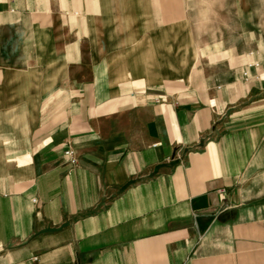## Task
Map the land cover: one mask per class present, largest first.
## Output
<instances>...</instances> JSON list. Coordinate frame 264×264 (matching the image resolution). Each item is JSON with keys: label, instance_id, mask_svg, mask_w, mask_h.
<instances>
[{"label": "crops", "instance_id": "0c3cea01", "mask_svg": "<svg viewBox=\"0 0 264 264\" xmlns=\"http://www.w3.org/2000/svg\"><path fill=\"white\" fill-rule=\"evenodd\" d=\"M238 20L184 47L183 0H0V264H264V25Z\"/></svg>", "mask_w": 264, "mask_h": 264}, {"label": "rangeland", "instance_id": "374dc122", "mask_svg": "<svg viewBox=\"0 0 264 264\" xmlns=\"http://www.w3.org/2000/svg\"><path fill=\"white\" fill-rule=\"evenodd\" d=\"M183 0V45L197 46L209 40L237 41L236 37H228L230 29H237L242 13L261 15L264 25V0ZM225 33L226 37L208 38V32ZM200 34L201 36H197Z\"/></svg>", "mask_w": 264, "mask_h": 264}, {"label": "built area", "instance_id": "2783aa9c", "mask_svg": "<svg viewBox=\"0 0 264 264\" xmlns=\"http://www.w3.org/2000/svg\"><path fill=\"white\" fill-rule=\"evenodd\" d=\"M65 155L68 157V160L70 161L71 164L76 163V152L73 151L72 149H67L65 150Z\"/></svg>", "mask_w": 264, "mask_h": 264}]
</instances>
